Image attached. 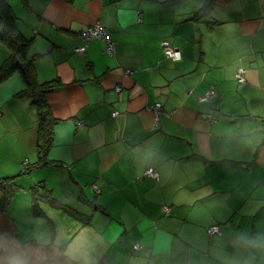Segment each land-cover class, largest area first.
Masks as SVG:
<instances>
[{"label":"crops","instance_id":"1","mask_svg":"<svg viewBox=\"0 0 264 264\" xmlns=\"http://www.w3.org/2000/svg\"><path fill=\"white\" fill-rule=\"evenodd\" d=\"M4 1L56 124L38 165L25 85L0 84V264H264V0Z\"/></svg>","mask_w":264,"mask_h":264},{"label":"trees","instance_id":"2","mask_svg":"<svg viewBox=\"0 0 264 264\" xmlns=\"http://www.w3.org/2000/svg\"><path fill=\"white\" fill-rule=\"evenodd\" d=\"M0 44L9 51V56L0 64V84L8 80L13 74L18 73L25 85L23 92L16 97H29L31 105L35 108L38 120V133L36 152L38 165H44L46 154L51 146L52 129L56 121L51 117L45 95L52 88L51 83L37 84L32 68V62L27 59L28 41L19 33L16 19L10 7L4 0H0ZM29 171L24 170L27 174ZM10 180L0 181V189L3 190L0 197V211H2L13 196L10 189ZM37 201H33L32 211L34 215H40L36 209ZM59 250H63L60 248Z\"/></svg>","mask_w":264,"mask_h":264},{"label":"built area","instance_id":"3","mask_svg":"<svg viewBox=\"0 0 264 264\" xmlns=\"http://www.w3.org/2000/svg\"><path fill=\"white\" fill-rule=\"evenodd\" d=\"M80 36L85 41L91 40V39L103 41L105 43V51L107 54H112L114 51L113 43L110 39L109 32L99 24H95L94 26L89 27L86 30L82 31L80 33ZM160 47H161L163 55L167 59H171L173 61H179L181 59L180 51L170 47L166 41H162L160 43ZM84 49H85L84 47H81V48L76 49V51L84 52ZM235 78L239 84L245 83L244 71L242 69H237V71L235 73ZM117 91H119V88H117ZM213 95H214L213 91H209L206 94H204L200 98V100L201 101H207L209 98L213 97ZM160 107L161 106L159 104H156L152 107V110H153V113L155 114L156 119H157V116L161 113ZM144 175L146 177L152 178L154 180H156L157 176H158L157 173L151 168L147 169L144 172ZM165 212L167 213L166 209H165ZM218 233H219V229H218L217 225L210 226L206 230V234L208 236H213V235H216ZM138 248H139V246L137 244L133 246L134 250H137Z\"/></svg>","mask_w":264,"mask_h":264}]
</instances>
